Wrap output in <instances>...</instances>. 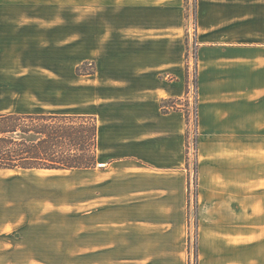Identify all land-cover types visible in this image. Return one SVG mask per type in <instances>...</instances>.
Instances as JSON below:
<instances>
[{"label":"crops","instance_id":"obj_1","mask_svg":"<svg viewBox=\"0 0 264 264\" xmlns=\"http://www.w3.org/2000/svg\"><path fill=\"white\" fill-rule=\"evenodd\" d=\"M178 4L91 0L104 33L90 82L92 104L83 115L98 120L97 159L105 172L137 176L141 186L160 181L169 189L176 175L184 201L186 116L162 111L164 100L186 94ZM43 7L39 0H0V39L13 29L19 9L33 14ZM196 37L198 181L207 224L201 264H264V0H196ZM25 56L24 45L0 46V114H42L22 108L19 96L27 92H18L8 73V64L25 62ZM252 190L254 226L237 242V196L246 207L244 196ZM175 191V185L161 190L160 197ZM229 223L233 231L220 225Z\"/></svg>","mask_w":264,"mask_h":264},{"label":"rangeland","instance_id":"obj_2","mask_svg":"<svg viewBox=\"0 0 264 264\" xmlns=\"http://www.w3.org/2000/svg\"><path fill=\"white\" fill-rule=\"evenodd\" d=\"M42 1L43 9L33 14L19 9L13 15V29L2 31L1 47L24 45L27 52L25 62L8 64V73L16 90L27 92L19 96L22 108L83 115L92 104L90 82L98 69L95 56L103 41L102 17L92 9L91 0ZM178 13L177 34L186 45L190 88L189 102L185 94L174 104L189 115L185 200L174 183L176 175L170 177L175 195L160 197L161 190L168 192L174 185L169 189L166 183L144 180L141 186L137 176L105 172L98 160L91 169L73 171L0 170V264H201L207 224L194 124L196 0H179ZM158 17L168 20V15ZM162 78L175 79L171 74ZM144 188L146 193L139 194ZM254 198L253 190L246 193L247 204L242 207L237 196V242L254 226L250 217ZM220 225L233 229L230 223Z\"/></svg>","mask_w":264,"mask_h":264},{"label":"trees","instance_id":"obj_3","mask_svg":"<svg viewBox=\"0 0 264 264\" xmlns=\"http://www.w3.org/2000/svg\"><path fill=\"white\" fill-rule=\"evenodd\" d=\"M189 74H186V103L189 102ZM195 98L198 78L194 80ZM169 101L172 103L170 105ZM182 100H164L163 113L179 109ZM173 104V105H172ZM195 144L198 137V104L194 107ZM187 125L188 112L185 111ZM98 120L87 115L0 114V170L73 171L97 164ZM188 144V143H187ZM195 145V146H196Z\"/></svg>","mask_w":264,"mask_h":264},{"label":"bare ground","instance_id":"obj_4","mask_svg":"<svg viewBox=\"0 0 264 264\" xmlns=\"http://www.w3.org/2000/svg\"><path fill=\"white\" fill-rule=\"evenodd\" d=\"M101 166V165H100ZM43 171H47V170H43ZM48 172V171H47ZM49 172H51V171H49Z\"/></svg>","mask_w":264,"mask_h":264}]
</instances>
